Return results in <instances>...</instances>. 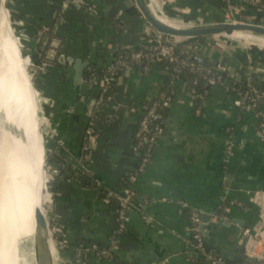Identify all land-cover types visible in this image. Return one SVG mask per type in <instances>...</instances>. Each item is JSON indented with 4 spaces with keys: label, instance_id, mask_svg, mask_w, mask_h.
Listing matches in <instances>:
<instances>
[{
    "label": "crops",
    "instance_id": "crops-1",
    "mask_svg": "<svg viewBox=\"0 0 264 264\" xmlns=\"http://www.w3.org/2000/svg\"><path fill=\"white\" fill-rule=\"evenodd\" d=\"M81 1L83 7L68 3L65 23L57 29L65 54L81 55L90 61L88 65L101 69L115 51L140 46L146 34L153 31L140 14H128L127 9L135 7L133 0ZM145 1L150 9H162L176 17L184 11L186 19L182 18L187 21L198 16L203 22L224 19L227 6H231L239 9L243 19L264 23V0ZM28 2L32 21L37 16L44 24L52 23L55 1ZM201 46L205 47L206 59L227 67L226 75L264 89V56L255 51L256 55L249 56L242 49L219 48L221 44L215 45L213 39ZM0 49L3 52L2 46ZM48 70L46 79L37 80L41 90L54 99L47 107L53 133L48 139V155L62 153L81 161L103 185L119 192L121 175L133 172L137 165L131 144L142 102L160 92L167 77L165 66L153 62L144 71L133 65L120 73L101 119L95 122L98 136L90 160L85 159L81 144L88 103L94 99L95 89L82 81L74 111L67 115L64 110L71 99L69 69H65L68 73L64 80L59 76L61 67L53 64ZM225 84L226 79L209 86L197 114L194 98L182 88L181 81L175 80L163 132L152 148L150 160L131 183L135 207L129 210L127 225L117 236V247L110 258L87 254L81 264H201L188 242V208L199 209L205 215L201 228L213 251L226 261L241 258L239 232L253 226L260 207H264V141L255 133L259 122L255 111L237 109ZM23 105L29 119L28 105L24 101ZM131 107L135 110L130 111ZM260 111L264 114V102ZM229 141L232 154L225 160ZM54 195L51 208L60 217L67 240L59 250L64 262L70 263L75 246L107 245L116 223L115 198L105 203L99 192L71 178L61 179ZM47 209L49 195L44 187L42 210ZM216 210L223 218L213 216Z\"/></svg>",
    "mask_w": 264,
    "mask_h": 264
},
{
    "label": "built area",
    "instance_id": "built-area-1",
    "mask_svg": "<svg viewBox=\"0 0 264 264\" xmlns=\"http://www.w3.org/2000/svg\"><path fill=\"white\" fill-rule=\"evenodd\" d=\"M69 2H75V0H66L63 5H67ZM83 4L84 3L80 0L79 5L83 7ZM226 20L230 19L227 18ZM146 35V38L138 49L125 47L121 49L122 52L113 53L101 69L90 65L86 66V74L83 75L82 81L87 87L95 89V96L93 110L88 116L82 136L81 147L84 152L87 151L88 137L94 136L97 138L98 132L95 128V122L100 119V113H102V110L110 99L112 85L120 73L127 67L136 65L145 71L151 63L161 62L164 65L167 63L165 69L168 73H178L183 67L194 71L205 69L202 66L203 57L201 55H194L189 59L188 57H180L176 53L174 45L184 42L185 40L165 37L154 30ZM60 43H62L60 38L54 36L50 37L48 47L43 55V60H47L48 62L49 59H51L48 56L50 52L54 53V57H61L65 60L66 55L63 53L62 47H58ZM60 46H62V44ZM53 47H55V49H52ZM55 60V62L58 63V59ZM65 62L66 61H64L63 64H65ZM214 69L215 71L206 78L207 84L221 83L222 79L219 72H228L227 67L221 63L217 64ZM205 70L210 72L211 69ZM174 82L175 80H172L173 84ZM224 88L232 93L233 104L237 109L240 111H255L259 118L255 133L260 140L264 141V114L260 111V105L264 102V89L251 83H248V87L246 88H240L239 86L235 87L231 84H225ZM173 96V89L166 92L160 91L146 110L142 111L140 118H138L137 128L132 134L133 142L131 144V151L138 160L135 170L128 176L130 184L122 187L119 192L112 190L100 193L101 199L105 203H109L112 198H115L117 201L116 223L107 245L99 246L96 244H89L75 247L73 257L70 261L71 264H81L83 258L87 254H93L97 258H110L112 256L113 251L117 247V236L123 233L127 225L128 212L131 208L135 207V191L131 187V183L135 179L137 173L144 168L151 158L152 148L163 132V118L165 111L171 104ZM129 110L134 111L135 108L131 107ZM195 111L197 114L200 112L199 106L196 107ZM225 147V160H227L232 154L233 145L229 141ZM47 168L51 173L46 183L50 184L55 180L57 170L49 164ZM50 194L53 195L51 191ZM202 215L203 213L199 209L188 208V219L191 224V233L188 241L189 245L194 249L195 254L202 259L203 264H226L227 261L219 254H212V249L206 244L201 228ZM213 216L215 218H223L222 215L217 216L215 213H213ZM50 221L51 223H48L49 236L57 251H59L67 245L64 228L60 217L55 213L53 217L50 218ZM239 238L242 245L241 264H264V207H260L258 220L253 226L244 227L240 230Z\"/></svg>",
    "mask_w": 264,
    "mask_h": 264
},
{
    "label": "bare ground",
    "instance_id": "bare-ground-1",
    "mask_svg": "<svg viewBox=\"0 0 264 264\" xmlns=\"http://www.w3.org/2000/svg\"><path fill=\"white\" fill-rule=\"evenodd\" d=\"M1 4L2 0H0V46L3 49V52L0 49V264H31L27 253L33 237V209L39 208L43 212V186L46 184H43L44 149L37 121L39 111L34 108L35 113L33 112L22 75L21 58L17 53L18 44L10 35ZM151 11L161 22L171 27L189 26V22L174 20L156 8L152 7ZM230 35L242 41L264 42V36L248 32H234ZM13 67L18 74L17 79ZM19 79L22 80L21 87L18 86ZM29 89L33 94L31 83ZM25 92L31 107L28 116L30 120L25 116L23 105ZM45 129V133H49V129ZM40 189L42 194L39 198ZM59 261L58 251L48 236L43 264H60Z\"/></svg>",
    "mask_w": 264,
    "mask_h": 264
},
{
    "label": "water",
    "instance_id": "water-1",
    "mask_svg": "<svg viewBox=\"0 0 264 264\" xmlns=\"http://www.w3.org/2000/svg\"><path fill=\"white\" fill-rule=\"evenodd\" d=\"M80 0H75V4L79 6ZM135 7L140 13V18L145 21L154 31L162 34L165 37L178 40H190L199 39L209 36L218 35H230L234 32H248L255 35L264 36V24L259 22L250 21H238V20H226L219 19L214 21H208L204 23L194 24L189 22V26L185 28H174L163 22H161L151 11L145 0H133ZM3 7L6 10L8 29L10 35L15 39L18 49L19 58H25L27 60L25 68L26 74L30 77L31 81V50H32V24L31 15L29 9L28 0H3ZM179 20V19H178ZM193 23V24H192ZM50 58L53 57V53H48ZM66 63L70 72L69 86L71 97L64 112L70 114L74 111V102L79 96V87L83 80L84 70L90 63L89 60H83L81 55H66ZM94 99H91L87 107V115L89 116L93 110ZM43 165L47 159L49 153L48 137L45 134L43 136ZM96 146V138L94 136L88 137L87 151L85 155L86 160H90L92 151ZM39 198L42 194V189L38 191ZM33 237L28 246L27 258L31 264H43L45 247L47 243V237L49 236L48 225L45 219L44 213L38 208L33 209ZM205 220V215H202V220ZM202 226V225H201ZM50 237V236H49ZM26 258V259H27Z\"/></svg>",
    "mask_w": 264,
    "mask_h": 264
},
{
    "label": "rangeland",
    "instance_id": "rangeland-1",
    "mask_svg": "<svg viewBox=\"0 0 264 264\" xmlns=\"http://www.w3.org/2000/svg\"><path fill=\"white\" fill-rule=\"evenodd\" d=\"M51 1L56 2V7L54 8L53 20H52V23L50 25H47V24L40 22L38 20L37 16L33 19V21L31 18V24H32V50H31V53H32V56H31V62H30L31 63L30 73H31V81H32L31 86H32L33 92H34L33 94L30 92V89H29L30 77L28 76V74H26L25 68H24L26 66L27 60L25 58L21 59L22 75H23V79L26 83V89H27L28 94H29V100L31 102L33 112H34V108H36L39 111V117L37 118L38 119L37 121H38L39 126H40V133L42 134V136H45V134H46L45 128H48L49 133L46 134L48 139L53 138V133H52V127L50 126V118H49L47 107L52 105V102L54 99L49 97L43 90H41V88L38 85L37 80H44L48 77V74H49L48 69H49V67H51L53 65V63L50 61H56L55 59H58V63H60V61H61L60 64L66 66L65 68L59 70V76L62 75V73H68L67 70H65L68 67L67 63L65 62V64H63L64 61H66V60H63L61 57L60 58L54 57V53H53V57L51 59H49V61H48L50 63H48L47 60H43L44 52H46V49L48 47L49 38L54 36L56 38H60L62 41V38L58 35L57 27L61 26L65 23L66 11H67L68 6H69L68 4L65 6L63 5L64 1H66V0H51ZM51 1L48 0L49 3H51ZM159 3L161 4V2H159ZM1 6L3 9V13H4L3 16L5 18V22L8 23L6 10L3 7V0H2ZM158 6H160V5H158ZM171 7H172V5H171ZM86 8H87L86 10H88V7H86ZM227 8H228V10H227L228 14L224 15V18H226V19L228 18L231 21H233V20L250 21V22H255V23L259 22L261 24H264L263 22L251 20L248 18L243 19L244 15L241 16V14L239 13V9H236L234 7L232 8L231 6H227ZM160 10H162V9H160ZM182 13H184V14L182 15ZM182 13L179 14V17H176L177 15H172V14H167V15H169L170 17H172V19L177 20V21L179 19V20L185 21V22H193L194 24H199V23L203 22L199 16L196 17L193 21L184 20L183 18H185L184 17L185 12L182 11ZM30 14H31V12H30ZM173 14H175V13H173ZM236 15L240 18H237ZM209 37H210L209 40L213 39V41L215 42V45L217 43L221 44V46L219 48L225 47L226 49H233V51L236 49H238V51H239V49H242V51L247 52L249 56L252 54L256 55L255 52H257L261 56H264V42L263 41H258V40H256V41L255 40H247V41L243 40L242 41L238 38H234V37L232 38L231 35H218V36H209ZM209 40H207V41H209ZM61 44L62 43L58 44V47H62V46H60ZM52 49H55V47H53ZM63 53L65 54L64 51H63ZM21 81L22 80L19 79L18 86H20V87H21ZM23 101L27 103L28 109H30L31 107L27 102L26 92L23 95ZM34 102H36V103H34ZM34 104H35V106H34ZM27 112H28V116H29V110ZM29 142H30V140H29ZM43 149H44V145H43ZM49 152H50V150H49ZM47 166H48V164L45 161L44 170H43V175H44L43 181L46 180V178L48 179V176L51 173V171L47 168ZM45 185H46L45 191L49 195V209H47L44 212L46 222L48 221L47 222V225H48V223H51L50 218L53 217L54 211L51 208L52 207V194H50V191L52 192V190L50 188L49 183H46ZM43 191H44V187H43ZM58 257L60 260L59 261L60 264H71L68 262L66 263L61 259L59 251H58Z\"/></svg>",
    "mask_w": 264,
    "mask_h": 264
},
{
    "label": "trees",
    "instance_id": "trees-1",
    "mask_svg": "<svg viewBox=\"0 0 264 264\" xmlns=\"http://www.w3.org/2000/svg\"><path fill=\"white\" fill-rule=\"evenodd\" d=\"M127 12H128V14H136V15L140 14L138 12V10L136 9V7H134V6L129 7L127 9ZM209 38L210 37H203V38H199V39H190V40H187V41H184L181 43H177L174 45V47H175L176 53L180 57H188L190 59L191 56L201 55L203 57L202 66L205 69H211L210 72H207L205 69L200 70V71H194V70H190L186 67L181 68L178 73H168L167 72V77H166L164 85L161 87L160 91L166 92V91H169L170 89H173L175 91V85L172 83V80H179L182 83V88L184 90H186V92H188L194 98L195 104L197 106H201V103L205 99L207 92H208V88L210 86V84L206 83V78L208 75L213 73V71H215L214 67L217 64H219V62H216V63L212 62L208 58L206 59V57H205L206 50H204L205 49L204 46H201V43L202 42L205 43V41L207 42V40H209ZM132 48L138 49L139 46H134ZM117 52H122V50L119 49V50L115 51L114 53H117ZM51 62L54 65L61 67V69L66 67L65 65H62V64L57 63L55 61H51ZM90 66H93V65H90ZM85 74H86V70L84 71V75ZM219 74L221 75L222 81L226 79L228 81V84L234 85L235 87L239 86L240 88L248 87L247 82H242L241 80L237 79L236 77H229L228 75H226V73H222V72H219ZM65 75H66L65 73H62V75H61L62 80L65 79ZM192 90H194V91H192ZM153 99L145 100L142 102V107L140 110L141 112L139 114V118L141 116L142 111L146 110V108L149 106V104L151 103V101ZM101 116H102V114L100 113V119H101ZM136 128H137V124H136L135 128L133 129V132L136 130ZM137 160H138V158H137ZM46 162H47V164H49L50 166H52L53 168H55L57 170V173L55 175V181H52L49 184L50 188L53 192V195H52L53 197L55 196L54 195L55 190L58 189L59 181L61 179H64V178L74 179L80 185L88 187V188H92V189L96 190L97 192H99V194L112 191L111 188L103 185L95 177V174L93 173V171L88 166L84 165V163H81V161L77 162L76 160H74L70 157H67L62 153L51 152L47 156ZM131 173H132V171H129V172L121 175L119 181H120V184L122 185V187H125V186L130 184L128 181V176ZM215 214L217 216H220V215H222V212L220 210H216ZM211 253L215 254V255L217 254L213 250L211 251ZM199 262L201 264H203L202 259H199ZM241 262H242V258H235L231 261H227L226 264H241Z\"/></svg>",
    "mask_w": 264,
    "mask_h": 264
}]
</instances>
